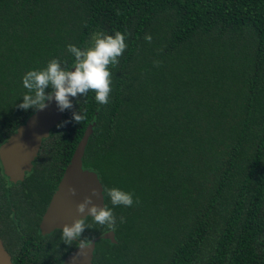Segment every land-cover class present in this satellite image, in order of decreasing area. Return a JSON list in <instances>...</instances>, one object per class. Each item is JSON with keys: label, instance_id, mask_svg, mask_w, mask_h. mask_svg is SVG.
Instances as JSON below:
<instances>
[{"label": "trees", "instance_id": "1", "mask_svg": "<svg viewBox=\"0 0 264 264\" xmlns=\"http://www.w3.org/2000/svg\"><path fill=\"white\" fill-rule=\"evenodd\" d=\"M97 31L127 36L109 104L72 98L19 186L0 160V213L49 198L94 125L83 166L139 204L105 196L116 243L98 241L92 264H264V0H0V146L37 111L19 107L23 76L56 58L71 69L67 45ZM87 222L81 238L111 232ZM18 245L15 264H64L76 248Z\"/></svg>", "mask_w": 264, "mask_h": 264}, {"label": "clouds", "instance_id": "2", "mask_svg": "<svg viewBox=\"0 0 264 264\" xmlns=\"http://www.w3.org/2000/svg\"><path fill=\"white\" fill-rule=\"evenodd\" d=\"M144 38L151 43L152 36L150 34ZM126 39L127 36L120 31H115L114 35L97 31L92 34L91 40L83 48L68 44L67 51L74 57L72 68L66 66L67 61L62 64L61 60L56 58L50 59L43 69L28 71L23 76V86L28 92L23 96V102L19 104V107L24 110H43L47 107V102L54 98L59 110L65 111L73 108L72 98L78 95L86 97L89 91L95 92V99L99 105L109 104L113 83V74L109 66L119 64V57L127 49ZM153 63L159 67L162 62L156 60ZM49 86L52 91L46 92ZM86 118L87 113L84 109L80 108L79 111L73 112V119L76 123L81 124ZM68 193L75 196L76 189L69 186ZM99 195L100 193L93 188L91 195L86 196L83 202L77 205V212L84 214L87 211V217H91L94 224L106 226L115 232L117 218L113 209L106 204L101 207L93 201V197ZM102 195L110 198L113 206L131 207L134 204H139L138 199H133V193L118 187L105 186ZM87 217L75 219L72 224H65L61 230V240L69 247L78 240L76 247L80 252L77 253V256L84 255L83 250L93 243V238H81L86 229L92 228V224L87 222ZM120 222L123 223L124 218H121ZM73 259L75 260L76 257Z\"/></svg>", "mask_w": 264, "mask_h": 264}, {"label": "water", "instance_id": "3", "mask_svg": "<svg viewBox=\"0 0 264 264\" xmlns=\"http://www.w3.org/2000/svg\"><path fill=\"white\" fill-rule=\"evenodd\" d=\"M74 70V69H73ZM65 111H60L55 99L47 102V107L37 110L1 147L0 160L6 176L13 179H23L31 169L33 160L37 156L43 140L46 139L50 131L57 126ZM94 131V125H90L82 140L80 141L69 165L67 166L61 182L53 196L50 206L43 218L41 229L45 233H50L54 229H61L65 224H72L75 219L87 217L77 212V205L83 202L86 196L91 195L95 188L100 195L93 197L95 204L103 207L105 196L103 197V185L98 174L83 166V158L90 137ZM76 189V195L68 193V187ZM103 239L116 243L115 233L104 234ZM96 238L90 247L83 250L84 255L77 256L80 250L77 248L65 259V264H92ZM73 257H76L74 260ZM0 264H14L12 257L0 239Z\"/></svg>", "mask_w": 264, "mask_h": 264}, {"label": "flooded vegetation", "instance_id": "4", "mask_svg": "<svg viewBox=\"0 0 264 264\" xmlns=\"http://www.w3.org/2000/svg\"><path fill=\"white\" fill-rule=\"evenodd\" d=\"M34 160L31 169L26 173L23 179L10 178L5 175L3 169V173L7 177V182L11 187L19 186L24 181V179L26 180V178L29 177V175L33 171ZM58 186L55 188L53 194H51L49 198H42L40 195H38L36 198L30 195L20 196L18 199V203L20 205L19 207H15L13 202L9 200V211L0 213V232H2L0 234V239L2 240L9 254L11 255L13 263L14 259L19 257V253L22 251V249L20 248L21 246L18 244H35L34 246L38 249H44L46 246H50L53 244H65L63 243V241H56V235L61 233V229H54L50 233H45L41 229L43 218L50 206V203ZM48 189L49 186L47 185L45 190ZM99 237L100 239L97 240V242L103 239L102 236H98L93 238V240ZM76 243H78V240L74 241V244ZM8 246L11 247V249L13 250V254L8 250ZM75 249H77V247ZM74 250L70 251L69 254ZM66 257L63 260L64 264Z\"/></svg>", "mask_w": 264, "mask_h": 264}]
</instances>
